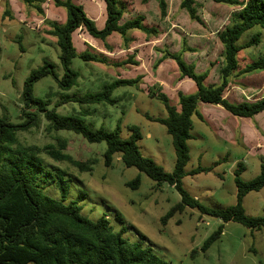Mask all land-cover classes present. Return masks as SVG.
Returning a JSON list of instances; mask_svg holds the SVG:
<instances>
[{
	"label": "rangeland",
	"instance_id": "obj_1",
	"mask_svg": "<svg viewBox=\"0 0 264 264\" xmlns=\"http://www.w3.org/2000/svg\"><path fill=\"white\" fill-rule=\"evenodd\" d=\"M95 1L76 0L84 6L89 16L94 11L100 10V6ZM133 1L137 9L139 3L137 0ZM9 2V0L0 1V117L8 115L13 122L19 123L23 120L21 109L24 106L21 94L25 79L30 72L40 67L45 58L55 63L56 72L60 77L64 74V69L59 58L61 48L56 42V37L48 34L49 25L45 22L44 16L22 0H11V5ZM197 2L200 4L198 13L200 15L201 11L205 18L203 19L205 25H200L205 29L210 26L213 29H223L232 20L231 7H240L215 0H197ZM44 6L49 7L53 15L56 14L57 9L54 8L53 0H49L48 4L45 2ZM7 8L9 14L5 15ZM60 8L66 14L65 8ZM213 9L218 16L214 15L216 19L212 20L209 16ZM185 12L189 16L186 10ZM92 19L96 21L97 26L101 23L100 16ZM206 19L209 20L208 24ZM180 21L185 31L192 29L186 20L181 18ZM84 32H87L85 28H78L75 31L74 43L78 51L87 49L104 55L108 58V63L85 61L75 57L72 67L80 72L75 86L69 91H62L55 78L48 75L35 84V94L47 100L52 107L63 100L64 94L82 96L102 90L105 84L117 78L142 76L137 86H121L114 90L113 97L118 99L115 104L89 105L68 101L59 105L57 110L65 115L86 113L87 115L82 117L94 129L104 127L113 130L121 120V137L124 139L131 135L129 126L137 125L142 134L138 141L142 154L162 165L166 171L172 172L176 162L172 136L163 123L146 116V113L152 117L167 116L163 102L149 95L150 89L160 90L159 85L154 82L155 77L165 78L166 93L174 95L169 86L173 76L172 65L166 63L158 71V75L156 74L158 67H155L156 61L161 57L158 55H162L167 45L164 48L155 46L153 51L149 50L144 54L143 69L147 70V80L143 82V75L138 73L140 67H137L140 62L138 65L130 63L113 65L114 62L126 60L132 54H135L136 59L135 52L124 51L123 44L119 45L117 38L120 34L115 33L110 37L113 42L111 51L105 46L102 47L104 51H101L96 45L95 47L83 45ZM256 33H261V42L241 49L238 54L240 62L255 61L264 54V28L258 25L244 32L237 43L245 44ZM93 38L96 40L95 44H98L100 39ZM184 39L187 41L183 36L182 41ZM171 103L179 105L175 98L171 99ZM192 120L191 132L194 137L188 140L190 160L186 169L189 171L202 166L212 167V170L185 176L182 180L184 187L207 206L225 208L235 204L237 163L239 161L244 163L245 169L241 177L244 181H249L260 173V160L264 159L263 155L261 156L259 150L256 153L253 150L248 152L244 147L234 145L229 138L218 135L215 129L212 130L210 125L201 121L195 114ZM225 124L230 128L231 123L228 120ZM18 138L26 146L38 148L45 165L54 172V175L57 169L66 172V178L70 181L65 203L78 200L83 208L82 213L92 220L107 215L116 231L121 230L125 225L132 226L126 229L124 237L131 241H141L144 246L151 247L156 254L173 264H264L263 228H248L232 220L224 222L220 218L202 214L197 208L191 207H187L183 212H177L166 224H163L162 216L181 200L178 190L168 182L158 184L136 167L126 166L120 153L115 154L112 164L107 166L104 159L106 142H89L81 134L73 131L56 130L50 126L44 115H41V121L37 126L20 130ZM58 151L81 161L95 158L97 163L94 164L93 170L81 171L69 161L56 160L53 154ZM225 157L226 159L223 160ZM219 160L222 161L217 163ZM138 175L141 179L140 186L129 187L127 182ZM51 178H46L43 183L45 192L59 198L61 192L55 183L51 182ZM243 204L248 215L264 216V188L249 192L244 197ZM118 214L123 217V222L118 220ZM221 224H224L221 237L207 251H200L205 239ZM194 249L200 252L193 258L191 252Z\"/></svg>",
	"mask_w": 264,
	"mask_h": 264
},
{
	"label": "trees",
	"instance_id": "obj_2",
	"mask_svg": "<svg viewBox=\"0 0 264 264\" xmlns=\"http://www.w3.org/2000/svg\"><path fill=\"white\" fill-rule=\"evenodd\" d=\"M27 6L34 8L38 14L44 16L49 25L48 34L56 37V42L61 48L59 55L64 74L60 77L56 72V65L49 59L33 69L24 82L21 100L23 120L13 122L8 115L0 117V264H173L156 254L151 247H146L141 241H131L124 237L128 227L125 225L116 231L107 215L97 220H92L82 213V206L78 200L65 203L67 199L69 181L66 172L57 169L54 172L47 168L44 159L40 156L36 147L30 148L18 138L20 130H28L37 126L41 121V115L56 130H70L81 134L89 142H106L104 152L105 164H112L114 155L121 154V159L128 167H136L146 173L158 184L168 182L174 185L181 195V200L173 205L162 216L163 224L177 212H183L187 207L197 208L202 214H207L222 219L224 222L236 221L248 228L264 229V216H250L246 213L243 201L251 191H259L264 188V160L261 161L260 173L249 181L241 177L245 165L239 161L235 169V182L237 185V201L225 208L210 207L191 195L183 185V178L189 174L210 171L212 167L198 166L187 170L190 160L188 140L194 136L192 117L194 114L203 119L199 111L200 102L222 105L231 114L238 117H254L264 111V97L253 102H231L224 95L231 78L264 69V54L259 59L240 68L238 54L241 49L258 45L261 42V33L251 36L245 44L237 42L244 32L254 26L264 28V0H215L220 3L240 6L239 12L231 15V22L219 30L218 37L223 45L224 62L220 69V83L207 84L206 78L210 73L214 62L208 69L198 72L194 64L188 63L183 54L187 51H197L190 47L187 41H182L180 52H172L164 48L161 57L156 61L155 67L165 59H173L179 68L181 77H189L195 81L198 89L194 93H178L180 109L171 103L170 97L164 91L150 89L149 95L163 102L167 109L166 117L146 116L152 120L163 123L168 133L172 136L176 153L175 167L172 172L156 163L152 158L142 154L138 141L142 134L137 125L129 126L131 135L129 138L121 137V120L113 130L104 127L97 129L89 126L82 115L61 114L57 107L68 101L80 104H115L118 99L113 97V92L121 86H134L141 82L142 76L135 78H117L103 86V89L95 93H86L82 96L64 94L63 100L50 107L49 102L35 94V84L42 78L52 75L62 91H69L78 83L80 72L72 67L75 57L85 61L108 63L104 55L96 54L89 50L79 52L73 33L78 28H85L87 32L105 42L107 50L112 46L106 42L108 36L116 32L123 39V48L127 49L133 38L130 30L138 29L146 33L148 37L158 36L160 29L157 26H147L142 14L121 23L126 12L123 0H104L106 2L107 18L103 28H99L96 21L86 12L82 4L74 0H53L58 7L66 10V20L60 23L46 18L43 4L47 0H22ZM9 4L7 3V6ZM199 2L197 0H181L180 7L186 9L191 20L205 25L203 18L198 13ZM160 16L167 14L166 0H159ZM9 14L8 8L5 15ZM21 48L23 46L21 45ZM138 65L135 54L127 57L122 62H114L113 65L124 64ZM33 109V110H32ZM53 157L59 161H69L81 171H91L97 163L93 158L86 161L76 160L71 155L62 151L55 152ZM227 157V156H226ZM226 157L223 159L225 160ZM222 160L217 161L220 163ZM52 177L61 195L55 198L45 192L44 182ZM141 184L140 176L127 182L132 188H138ZM118 220L124 221L118 214ZM224 231L221 224L204 241L200 251H207L218 240ZM192 250L194 258L200 252Z\"/></svg>",
	"mask_w": 264,
	"mask_h": 264
},
{
	"label": "crops",
	"instance_id": "obj_3",
	"mask_svg": "<svg viewBox=\"0 0 264 264\" xmlns=\"http://www.w3.org/2000/svg\"><path fill=\"white\" fill-rule=\"evenodd\" d=\"M9 1L11 5V0ZM123 1L126 4V12L122 17L121 23H124L128 19L142 14L145 16L144 23L147 26L154 25L160 29V34L158 36L152 37H148L145 32L138 29L130 30L129 35L133 38V40L130 42L129 48L123 49L124 51L136 53V59L140 62V64L137 66L138 68L140 67L138 73L143 75V82L147 80V70L143 69V61L145 57L144 54L149 50L153 51L155 46L164 48V46L167 45L166 48H168L172 52L181 50L182 37L184 36L188 41V45L190 47H196L197 49V51L194 52H185L183 54L184 59L188 63L194 64L196 70L200 72L208 69L210 63L214 62V65L211 67L210 73L205 82L207 84L220 83V69L224 62V48L218 37V32L220 29H213L211 28V26L208 29H205L204 27H201L200 23H198L197 21L193 22L191 20V22L190 17L187 16L185 12L186 9L180 8L181 0H166L167 14L164 18H161L160 16V7L158 8L159 0H137L139 3V7L137 9H135L137 6L133 5V0ZM95 2L100 6V10L94 11L90 16L94 19H97L100 16L101 23L98 24V27L103 28L107 18L106 2L104 0H96ZM48 3L49 0L46 1V4ZM54 8L57 9L55 15H53L49 11V7L47 8L44 6L46 18L64 23L66 20L65 12L56 5ZM240 9L241 7H231L232 12L230 14V17L232 13L239 12ZM214 15L218 16V13L213 9L210 12L209 19H216L213 17ZM14 16L16 17V14H14ZM200 16L205 19L202 16L201 11ZM181 18L186 20L189 27L192 29H187L185 31V27L180 21ZM205 21L208 24L209 20L206 19ZM87 33L88 32H84L83 38L85 39V41L83 40V45H87L89 47H95L96 45V48L98 50L104 51L103 48L105 46V42L100 39V41H98V44H95L96 40ZM115 33L116 32L112 33L106 39V42H108L110 45H112L113 43L110 40V37H113ZM74 38L75 32L73 33V40ZM117 41H119V45L123 44V39L121 36L117 38ZM158 56L160 57L161 54H159ZM243 61L244 62H240V68H244L246 65L253 62L249 60ZM166 63L172 65L171 69L173 71V76L171 78L169 86L174 95H170L167 93L168 96L170 95V99L175 98L179 102V97L177 96L180 91L184 93H194L197 91L198 87L195 81L189 77H181L178 65L173 59L168 58L163 60L156 69L157 75L158 71H160V69L163 68ZM128 78H134V76ZM154 82L157 83L159 85V88L166 93L167 80L165 78L155 77ZM224 95L227 99L234 103H240L243 101L253 102L263 98L264 69L241 75H234L231 78L230 83L224 92ZM175 106L180 109V105ZM199 111L203 115V119H201L198 115L197 117L207 125H210L212 130L215 129L218 135H221L222 137H225L227 139L229 138L234 145H240L244 147L248 152L253 150L254 153H256V151L259 150L261 156L263 155L264 157V111L256 114L254 117H238L231 114L220 104L207 102H200ZM226 120L231 123L230 128L228 126L226 127ZM261 161L262 160H260V166Z\"/></svg>",
	"mask_w": 264,
	"mask_h": 264
}]
</instances>
